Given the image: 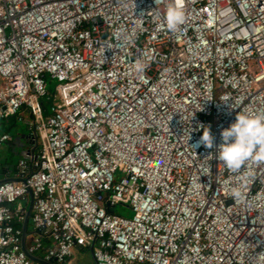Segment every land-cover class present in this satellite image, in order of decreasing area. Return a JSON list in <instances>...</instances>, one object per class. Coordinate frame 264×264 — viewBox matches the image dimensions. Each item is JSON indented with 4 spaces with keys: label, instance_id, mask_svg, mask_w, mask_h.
I'll return each mask as SVG.
<instances>
[{
    "label": "built area",
    "instance_id": "2783aa9c",
    "mask_svg": "<svg viewBox=\"0 0 264 264\" xmlns=\"http://www.w3.org/2000/svg\"><path fill=\"white\" fill-rule=\"evenodd\" d=\"M170 2L0 0V121L27 110L35 144L0 184V264H40L30 195L46 262L264 264V163L192 148L264 113V0H183L175 33Z\"/></svg>",
    "mask_w": 264,
    "mask_h": 264
},
{
    "label": "clouds",
    "instance_id": "9594fccd",
    "mask_svg": "<svg viewBox=\"0 0 264 264\" xmlns=\"http://www.w3.org/2000/svg\"><path fill=\"white\" fill-rule=\"evenodd\" d=\"M185 19L183 0H171L164 13V25L167 30L172 33L177 32ZM145 68L146 64L141 60H137L134 64V70L138 74H142ZM222 103L227 104L228 101ZM198 129L202 130V135L192 148L203 145L205 148L213 149L211 154L214 153L215 159L230 172L239 173L247 162L264 163V113L239 110L234 122L221 130V143L218 145L215 143V136L210 126L200 124ZM192 131L190 125L189 137ZM249 175L247 171L241 173L240 184L232 187L227 193L233 201H240L244 198L245 194L242 189Z\"/></svg>",
    "mask_w": 264,
    "mask_h": 264
},
{
    "label": "crops",
    "instance_id": "0c3cea01",
    "mask_svg": "<svg viewBox=\"0 0 264 264\" xmlns=\"http://www.w3.org/2000/svg\"><path fill=\"white\" fill-rule=\"evenodd\" d=\"M30 122L31 116L27 110H22L18 116L0 121V140L5 135H9L11 137L10 142L1 143L0 141V170H2V174L5 176V178L15 179V170L18 162L25 156L33 153L35 150V144L31 137L32 133L29 127ZM4 145L8 146L6 149L10 150V152H16L18 156V161L16 164L9 163V155H7ZM87 251L88 250H79L75 255ZM93 262L95 264L94 258ZM70 264H74V259H72Z\"/></svg>",
    "mask_w": 264,
    "mask_h": 264
},
{
    "label": "rangeland",
    "instance_id": "374dc122",
    "mask_svg": "<svg viewBox=\"0 0 264 264\" xmlns=\"http://www.w3.org/2000/svg\"><path fill=\"white\" fill-rule=\"evenodd\" d=\"M53 88H52V90H53ZM7 147H8L7 145H4V149H6ZM6 151H7L6 152L7 155H9V157H8L9 163L10 164H12V163L16 164V162L18 161V156H17L16 152L15 151L10 152V150H7V149H6ZM116 213L125 217V218H132L133 217V213L130 210L123 208L121 206L116 208ZM92 256H93L92 253L89 251L79 253L78 255H75L73 258L74 264H94Z\"/></svg>",
    "mask_w": 264,
    "mask_h": 264
},
{
    "label": "water",
    "instance_id": "95a60500",
    "mask_svg": "<svg viewBox=\"0 0 264 264\" xmlns=\"http://www.w3.org/2000/svg\"><path fill=\"white\" fill-rule=\"evenodd\" d=\"M14 181H18V180L13 179V178H5V176L2 174V170H0V184L7 183V182H14ZM30 197H31V204L28 208L27 217H26V220L23 224V236H22L23 251L27 254L28 258L30 260H32L33 262L40 263V264H54V263L46 262L42 258H39V257H36V256L30 254L28 252L27 247H26L27 229H28V225H29V221H30L31 212H32V195H30ZM109 212H112V211L109 210Z\"/></svg>",
    "mask_w": 264,
    "mask_h": 264
},
{
    "label": "trees",
    "instance_id": "16d2710c",
    "mask_svg": "<svg viewBox=\"0 0 264 264\" xmlns=\"http://www.w3.org/2000/svg\"><path fill=\"white\" fill-rule=\"evenodd\" d=\"M48 85H49V90H50V91H53V90H52V88H53V83L51 82V83H49Z\"/></svg>",
    "mask_w": 264,
    "mask_h": 264
}]
</instances>
